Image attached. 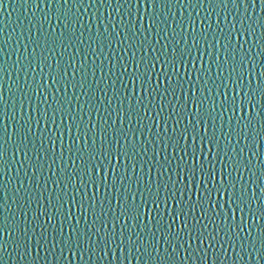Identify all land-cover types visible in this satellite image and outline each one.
<instances>
[{"label":"snow or ice","instance_id":"obj_1","mask_svg":"<svg viewBox=\"0 0 264 264\" xmlns=\"http://www.w3.org/2000/svg\"><path fill=\"white\" fill-rule=\"evenodd\" d=\"M32 2L36 8H40L39 0H32ZM52 2L57 4L55 20L65 31L71 29L66 37L67 45L63 41L61 42V47H64L65 51H67L68 47H72L76 41H79L84 34L83 31H80V37H76L78 29H76L75 25L80 24L83 27L79 15L80 9L83 8L87 11L88 8L94 5L111 6L113 2L116 4L115 11L117 12L121 8H126V12L121 13L119 22L123 25V31H116L117 26L114 23L110 24L111 32L108 31V27H105L104 32H100L97 29L96 40L98 41L100 54L103 55L104 41H107L109 49L113 47L111 40L113 36L116 37V44L121 46L120 50L122 52H127L129 49H143L145 45L153 52L157 51L155 45L147 36L140 40L136 39L138 33L142 34L143 31H146L142 24L138 27L132 18L133 5L135 4L138 14L140 0H89L87 4L85 0H52ZM184 2L185 0H145L146 4L154 8L163 6L169 9L173 3L183 6ZM205 3H207L210 10H206L207 16L202 19H208L215 13L217 17L216 28L220 36L218 37L214 31L212 40L217 44L221 38L224 40L223 60H221L219 55V49H217L215 58H213L211 52L208 53L210 62L206 66L202 63L200 68H195V58L191 61L188 60V57L192 56L193 49L200 50V39H203L208 44V48L215 47V44L208 41V29L212 28L211 23L200 34L199 39L193 33L192 43L189 45L185 41L184 47L181 48L179 47L180 40H177L176 37L180 36L181 40L184 39L182 22L178 25L181 32L178 33L173 28L171 38H169L166 34L167 19L161 20L159 17H149V28L156 29L155 35L157 39L155 44H160L161 40L166 41V43L162 45L160 55L148 56L143 54L137 59L136 51H132L128 59L134 68L133 71L129 70L127 63L120 64L123 72L116 76V81L120 82L121 89H115L116 81H113L110 87L115 89L114 98L118 100L121 110H123L125 101L128 102L129 107L125 115L121 116L119 120L121 125L127 120L128 127L127 129L124 127L117 128L113 123H109L108 118L102 117V123L99 125L100 142L98 146L97 133L93 131V128L97 126L88 127L84 123V116L74 113L72 99L77 101L80 111L83 112V105H80V96L76 93H73L71 98L67 96L69 86L72 88L80 87L81 90L85 88L88 79L87 68L81 64L79 71L83 75L80 81H76V69L73 70V78L68 79L67 67H61L59 60L56 62L58 73H62V75L53 76V83L62 85L65 96L57 99L53 95V100L58 107L49 105L48 107L52 109L51 116L48 115V109H44L41 119L45 121V127L47 128L49 120L53 125H56V115L60 113L61 123H63L64 117L67 115L75 124L77 135L75 137L70 136L72 146L68 148V151L71 153L72 164L76 165V167L66 175L57 176L56 179H52L49 176L44 180L43 191H38L39 198H45L44 192L48 191V181L51 180L56 185V189L49 192L46 199L48 205H51L54 210L51 213L47 207L39 210L40 200L37 199L38 210L33 213L31 221L28 220V211L31 207L32 189L25 187L24 180L17 177L19 187L12 190L14 192L12 203L17 206L24 217L23 220H17L16 213L12 211V205L8 203L9 190L7 185L0 186V192L3 193V195H0V232L6 233L8 237L5 240H0V264H7V261L3 258L4 254L9 258L18 257L21 264H24V262L26 264H38L41 248L44 249L47 255L53 256L58 262L65 256V253H68L71 256H79L83 264H88V260H92L93 256L97 255V252H101L105 256L115 255L113 251V248H115L121 253L126 250L129 255L134 256L138 260H144L147 257L144 264H148V261H151L152 264H186V261L190 258L199 259L202 264H207V257L210 251L217 259H219L220 253L226 254V244L232 248L233 252L236 251L237 245L239 246L240 252L236 253L239 259H245L242 254H246L248 259H255L257 264H264V227L261 228L259 237L255 239L252 237V226L247 229V236L242 235L246 230L244 227L245 209L255 217L252 202L264 198V184L258 185L261 196L257 197L256 192L250 189L249 181L245 180L243 176V171L246 170L249 173V180L255 185L258 180L264 178V169H262L261 175L257 176L252 170L251 158L244 157L245 148L251 150L247 141L250 139V133L254 132L255 129L251 119H248L241 126V121H244L245 117L237 116L238 111L241 113L245 111L246 105L255 107L253 103L255 90L251 89L250 80L248 82L249 91L244 90V66L246 61L251 62L252 60V47L245 51L244 44L248 43L247 40L243 43L237 41L234 44L233 42V35L255 34L257 21H252L249 9L251 8L255 12L256 0H196V4H193L192 0H187L188 6L191 7H196L197 5L203 7ZM73 4H78L76 12L71 11ZM3 5L4 0H0V8ZM229 5H231V8H229ZM260 6L261 10L264 11V0H260ZM49 7H51V4H49ZM232 9H235V13ZM241 9H243V12L240 11ZM97 10L99 9L97 8ZM145 10L147 11V8ZM221 10L224 12L222 18L225 21L224 27L220 26ZM229 16H232L231 21L228 20ZM109 18H111V13H109ZM188 19L190 23L195 24L191 16ZM258 20L264 21V17H259ZM46 22L50 24V18L47 13L44 14L43 20L38 22V31L42 35L44 34V23ZM259 27L264 28V22H260ZM28 32L29 44L34 46L33 59H38L41 65L46 64L48 55L45 54L44 49L48 53L53 52L55 49L47 47L49 43L47 38L42 47L38 38H32L30 28ZM162 33L165 34L162 35ZM64 35V32H62L61 37H64ZM122 36L123 39H121ZM73 37H76V39L74 40ZM262 37H264V34H262ZM89 39H92V37L90 36ZM16 43L19 46L20 41L17 40ZM7 44L8 41L0 44V54L4 56H8L6 51ZM169 45H171L170 52L168 51ZM24 47L25 51H27L28 45H24ZM88 47L91 49V53L85 52V59L89 54L96 55V50L92 49V45L89 44ZM36 49H41L39 57L36 56ZM237 52L240 53L239 60L236 58ZM258 55H264V44L260 46ZM72 59H75V57H72ZM119 59L123 61L125 58L121 56ZM32 62V60H28L27 67H31ZM189 62L192 63L197 73L195 81L191 79L185 81L183 75L177 70V64H180L185 67L184 75H187V64ZM103 63L101 61L100 65L94 66L92 71L94 78L96 67H99L102 73L100 79L96 81L97 87L103 82L104 76L107 75L104 72ZM19 64H21V58L18 56L12 62V66ZM109 64H112L111 60H109ZM158 64L162 67V71L159 73L155 72ZM213 64L216 70L215 76L211 75ZM6 65L7 61H0V72L7 74L8 68ZM49 67L51 66L49 65ZM68 67H72L71 63H69ZM114 67L115 65L112 64V67L108 69V72L113 75H115L112 71ZM142 67L143 70H141ZM261 67H264V64ZM225 71L228 72L226 77L224 76ZM41 72H43V67H41ZM124 74L128 76V81L132 85L131 89L121 79ZM25 76L27 77V71H25ZM261 76L264 77V73H261ZM161 77L168 82V86L164 88L163 92L160 91ZM174 78L175 84H173ZM217 80H219V84H217ZM200 82H202V93L207 91L211 94L213 89H216V92L215 94H202L200 96L193 93L192 102L196 105L195 113L187 110L186 103L178 111L177 106L167 99L169 95L178 99L177 89L182 93L185 83L195 86L196 83ZM209 82H211V87ZM230 85V90L234 93L231 97L228 94ZM89 87L91 86L89 85ZM221 88L225 89V91H219ZM138 89L140 92L146 93V96L137 95ZM237 89L243 92L242 96L236 92ZM258 90L261 97L264 98V84L259 85ZM20 91L22 94L20 101L21 119H24L23 103L27 100L31 104V97L23 89H20ZM100 91L107 96V91L104 88H100ZM84 94L89 95L88 93ZM220 96H223L222 101L218 99ZM147 97H152V99L145 103ZM133 100H135V105L132 103ZM157 100H159L158 104L156 103ZM166 100L167 105L171 107V111L168 112L167 116H164ZM96 101L97 103H103L99 98H96ZM206 102L209 105L208 108L204 107ZM84 103L89 106L90 112L95 111L97 115L100 114V109L97 107V103L93 102L91 96ZM107 103L111 106V99ZM8 107L9 105L4 100L2 91H0V119H15V103L11 105L13 109L11 116L8 115ZM218 107L223 110L219 112L221 118L225 112H231V116L228 119V131H223V123L220 126L221 136L224 139L223 145H221V137L216 134V116L213 115V113L217 112ZM155 108H159V111L155 112V116H151L150 112ZM262 108H264V105H262ZM111 115L112 112L109 111L108 117L110 118ZM145 117L149 118L153 125L156 124V117H160L164 122L163 135L160 132L152 133V127L144 125L143 128L147 129L149 135L154 136V138L145 137L144 140H139L137 134L139 133L140 137H144L145 133L143 129L132 126V119L135 118L137 125H140ZM77 120H79V123H77ZM169 120L173 122L170 133L168 129ZM185 120H187V123H185ZM233 120L236 121L235 125L232 123ZM209 121H212L211 134L208 133ZM88 124H91V119H89ZM37 125H39V120H37ZM199 125H204L203 135L199 132ZM261 127L264 129V124ZM68 131L71 134V127ZM129 133H131V136ZM89 134H91V143H89ZM15 135L18 139L12 141V137L8 134L7 124L0 128V172L6 170L15 161L17 153H22L25 161L28 162V167L32 169L31 176H29L27 171H25L24 175L30 182L36 180L35 188L40 190L41 185L37 174L39 173L40 177H43L44 162L49 159L48 152L55 153L56 140L57 138L62 140L63 133H57L55 138L52 135L47 137L48 143L52 146L51 149L45 148V139L43 137H41L39 148H37L35 141L30 139V136L33 135V129L32 117L29 114L27 119H24V123L20 124L16 129ZM233 136L236 137L235 143L232 140ZM81 137L84 138V147H77L75 152H73V146L76 145L77 140ZM189 138L192 141L190 145L188 144ZM197 139H199V147H197ZM251 139L254 140L255 137H251ZM241 140L246 142L244 146H240ZM29 145H31V148H29ZM149 146L152 147L153 155L144 159V156H147L149 151ZM61 147L63 148V145ZM205 147H207V151L210 154L215 150L214 159L206 162L199 158L203 154ZM157 148H159V151H157ZM169 148H171V156L168 155ZM33 150H35V160L29 155V152ZM10 151L11 159L8 158ZM221 152H223V158L219 160L221 169L217 173L215 158L220 157ZM141 153H143V156ZM180 153H183V155H180ZM161 155L162 160L157 159ZM253 155L256 154L253 153ZM62 157L63 151L61 152ZM186 157H190V162ZM77 161L80 163L77 164ZM55 163L56 160L52 159L51 164L48 165L49 170H51L52 164ZM173 163H175V169L171 167ZM20 167L22 169L25 168V163L20 162ZM105 167L111 170V188L116 194V202L119 205L118 212L112 206L108 176L97 175V170L102 171ZM145 168H147L146 173ZM154 168L159 177L155 183V188H153L152 179ZM181 171L185 174L184 179L189 181L199 180L204 185L203 192L197 189L195 201H193L191 194L188 195L187 201L183 199L188 184H184L183 188L178 187ZM173 172H175V179L173 178ZM217 175L219 179H217ZM165 176H167V180H164ZM133 177H135L134 189L132 187ZM209 184L211 187L208 186ZM89 185H99L104 189V197L98 201V205L96 202L89 203L87 206L85 204L84 197L87 196ZM69 187L73 188L75 192L81 193L79 201H77L76 195L68 192ZM21 191L25 193L24 196L20 195ZM178 193L181 199L177 201L176 208L169 214L171 222L165 223L163 217H161L155 221L153 226L155 230L150 229L143 221L145 210H158L161 202L167 209L169 200H176ZM224 195L227 196V200L222 205L220 198ZM65 197L71 201V204H78L81 218L85 219L86 227L84 229L77 227L80 223L77 219L76 224L69 223V231H65L64 225L72 217L71 205L65 212ZM137 197H139V202H137ZM92 200H96L95 192L92 194ZM21 201H24V203H21ZM181 203L185 206L181 207ZM25 204L28 205L27 208ZM225 205H227V210H225ZM259 211L260 218L264 219V206H259ZM237 212L241 214L240 223L238 224L236 223ZM157 214L159 215V213ZM89 215L93 218L90 224L87 221ZM9 216L12 217L11 220H9ZM41 217H46V219L42 220ZM178 217L182 218L183 227L175 230L174 225L177 224ZM109 218L112 221L111 230L108 227ZM189 218L192 221L191 224ZM149 219H153L150 212ZM53 221H58L59 226ZM97 221L100 222L101 227H96ZM117 225H119V232L116 230ZM49 229H51V234ZM221 233L224 235L221 236ZM49 235H51V239H49ZM257 240L259 241V247L257 246ZM193 241L198 242L195 247H193ZM206 241L207 245L205 246ZM217 245H219V248H217ZM181 249H183L185 255L180 261H177L176 256L179 255ZM33 252H35V256L32 255ZM85 255H87L88 260H85ZM100 258L103 259V257ZM45 260H47V256H45Z\"/></svg>","mask_w":264,"mask_h":264},{"label":"water","instance_id":"obj_2","mask_svg":"<svg viewBox=\"0 0 264 264\" xmlns=\"http://www.w3.org/2000/svg\"><path fill=\"white\" fill-rule=\"evenodd\" d=\"M40 2V8H36L32 2V0H4V5L2 8H0V44H3L4 41H8V44L6 45V51L8 52V56H4L3 54H0V61H7L6 67L8 68L7 74L0 72V91H2L4 100L7 101L9 107H8V115L11 116L13 109L11 105L15 103V119H7L3 118L0 119V128L3 127L4 124H7L8 126V134L12 137V141H16L18 137L15 135L16 129L19 127L20 124L24 123V119H27L28 115L31 114L32 117V129H33V135L30 136L31 140H34L36 143L37 148H39L40 139L43 137L45 139V148L51 149V144L48 143L47 137L49 135H52L54 138L57 136V133H63V139L57 138L56 140V148L55 153L53 154L51 151L48 152L49 159H47L44 162V168H43V177H40V174H37V177L39 179V183L41 185V189L37 190L35 188L36 180H32L31 182L27 177H25L24 173L25 171L28 172L29 176H31L32 169L28 167V162L25 161V158L22 153H17L15 157V161L3 172H0V186L7 185L8 188V196L9 200L8 203L12 205V211L16 213V219L17 220H23L24 217L21 215L20 210L17 208L15 204L12 203V197L14 195V192L12 191L16 187H19V181L17 177L24 180L25 187H30L32 189V200H31V207L28 211V220H32L33 213L38 210V205L36 203L37 199L40 200L39 203V210H43L44 207H47L49 209V212L51 213L54 209L51 205H48L47 203V196L49 192H52L54 189H56V185L52 183L51 180L48 181V191L44 192L43 199L39 198L38 191H43V185L44 180L51 176L52 179H56L57 176L60 175H66L68 172H71L76 165L72 164V161L70 159L71 153H69L68 148L72 146V139L71 137H75L77 135L75 124L71 121V119L66 115L64 117L63 123H61L60 119V113H57L56 115V125H53L51 121L49 120L47 128L45 127V121L41 119L42 113L44 109H48V115L51 116L52 109L49 108V105H53V107H58V105L53 100V95L57 97V99L63 98L65 96V92L62 90V85L59 83H53V76L62 75V73H58L57 69V61L59 60L61 62V67H67L68 72V79L73 78V70L75 71V80L80 81L82 78L83 73L79 71L81 68V64L85 65L87 68V84L85 85V88L81 90L80 87L72 88L71 86L68 87L67 90V96L72 97L73 93H76L80 96V105H83V112L80 111V107L77 105V101L75 99H72V106L74 113L77 115H83L84 116V123L88 127H92L93 125H96L97 127L93 128V131L97 133V146L99 145V125L102 123V117L108 118L109 123H113L115 127H124L127 129L128 127V121L125 120L124 124L121 125L119 120L121 116L125 115V112L127 111L129 105L128 102L125 101L123 110L120 109V105L118 103V100L114 98V92L115 89H121V84L119 81H116V76H119L123 69L120 67L121 63H127L129 65V70L133 71L134 68L131 65L129 61V57L131 55L132 51H136L137 59L143 54H147L148 56H155L160 55V51L162 50V45L166 43V41L161 40L160 44H155V41L157 39L155 35L156 29L149 28L150 20L149 17H159V19H167V35L169 38H171L172 29L175 28L176 31L179 33L181 32V29L178 27V25L182 22L183 23V36L184 39L181 40L180 36H177L176 39L180 40L179 47L183 48L185 41L190 45L192 43V34L195 33L197 35V38H200V34L205 31L207 28V25L209 23L212 24V28L208 29V41L215 44L214 48H208V44L205 43L203 39H200V50L197 51L196 49L192 50V56L188 57V60L191 61L193 58H195V68H200L202 63L206 66L209 61V55L208 53L211 52L213 58H215V55L217 54V49H219V55L221 57V60L224 58V51H223V44L224 40L221 38L220 42L217 44L215 41L212 40V33L215 31L217 36L219 37V31L216 28V21L217 17L215 13L208 18V19H202L203 17L207 16L208 9L207 3L203 5V7L197 5L196 7L188 6L187 0H185L183 6L180 4L173 3L169 8H164L163 6L158 7H152L149 4L145 3V0H140V10L137 14L135 4L132 8L133 13V22L137 23V26L139 27L141 24L143 25L144 29L146 31H143L142 34L138 33L136 39L140 40L143 39L144 36H147L150 41L155 45L157 51L153 52L147 45L144 46L143 49H129L127 52H122L121 46L116 44V37H112V44L113 47L109 49L107 47V41H104V50L103 55L100 54L98 41L96 40L97 36V29H99L100 32H104L105 27H108V31L111 32L112 28L110 24L114 23L116 24V31H123V25L120 24V15L121 13L126 12V8H121L119 12L115 11L116 4L113 2L111 6H99L94 5L91 8H88L87 11H85L83 8L80 9L79 15L81 17L82 25L80 24L75 25L76 29L78 31L76 32V37H80V31H83V36L80 37L79 41H76V43L72 47H68L67 51H65L64 47H61V42L65 45H67L68 41L66 37L68 36L71 29L68 31H65V29L55 20V13L57 10V4L52 2V0H39ZM89 0H85V3L87 4ZM193 4H196V0H192ZM49 4H51V7H49ZM78 4H73L71 6V11L76 12L77 11ZM97 8L99 10H97ZM147 8V11L145 10ZM229 8H231V5H229ZM219 10V9H218ZM232 11L235 13V9H232ZM243 12V9L240 10ZM47 13L50 18V24L44 23V34L42 35L39 31V21L43 20L44 14ZM109 13H111V18H109ZM249 13L252 15V21H257L256 24V32L254 35H243V36H237L233 35V42L234 44L239 41L240 43H243L245 40L248 41V43L244 44V50L247 51L249 47H252V60L251 62L246 61L244 66V84H245V91H249L248 89V82L251 81V89L255 90V94L253 97V103L255 104V107L253 108L252 105H246L245 111L243 113L237 112V116H244L245 120L241 121V126L243 123H245L248 119H251L252 125L254 126L255 131L250 133V139L247 141V143L250 145L251 150L249 148H245L244 151V157L245 158H251L252 160V170L256 173L257 176L261 175L262 169H264V129H262L261 125L264 124V108H262V105H264V98L261 97L258 86L261 84H264V77L261 76V73H264V67H261L262 64H264V55H258L260 52V46L264 44V37H262V34H264V28L259 27L260 22L259 17H264V11L261 10L260 6V0H256L255 4V12L252 11V9H249ZM163 14V15H162ZM189 16L192 17V19L195 21V24H192L189 22ZM221 21L220 26L224 27L225 21L222 19L224 16V12L220 11ZM127 19V17H125ZM228 20H232V16L228 17ZM251 22V21H250ZM163 27V25H161ZM239 27V25H237ZM31 29V36L33 39H39L42 47L44 46V41L47 38L49 40V43L47 47H53L55 50L51 53H48L46 49L45 54L48 55V60L46 64L41 65L38 59H33L32 52H33V45L29 44L28 36L29 32L28 29ZM64 32V37H61V33ZM165 33H162L164 35ZM92 37V39H89V37ZM76 37H73L75 40ZM123 39V36L121 37ZM19 40L20 44L17 45L16 41ZM82 41V42H80ZM54 42V43H53ZM92 45V49L96 50V55L89 54L87 58L85 59L84 53L88 52L91 53V49H89L88 45ZM24 45H28L27 51H25ZM126 47V45H125ZM168 51H171V45H169ZM41 52V49H36V56L39 57ZM62 54V55H61ZM21 58V64L12 66V62L17 59V57ZM123 56L125 59L121 61L119 57ZM72 57H75V59H72ZM202 57V59H201ZM237 60L240 58V53L237 52L236 54ZM28 60H32L31 67H27ZM109 60L112 61V64L115 65V67L112 69V73L108 72V69L112 67V64H109ZM101 61H103V67L104 72L107 73V75L104 76L103 82L99 84V87H97L96 81L100 79L102 73L99 69V67L95 68V78L92 75V71L94 66L100 65ZM69 63H71L72 67H68ZM49 65L51 67H49ZM41 67H43V72H41ZM212 73L211 75L215 76V65H212ZM143 70V67L141 68ZM177 70L178 72L183 75L184 80L188 81L189 79L195 81L196 79V71L193 68L192 63L187 64V75H184L186 69L184 66L177 64ZM25 71H27V77L25 76ZM162 71L161 65H157V68L155 69V72L159 73ZM170 71V69H168ZM228 75V72H224V76L226 77ZM121 79L125 84H127L128 88L131 89L132 85L128 81L127 74H124ZM113 81H116L115 83V89L110 87V85L113 83ZM217 84H219V80L216 81ZM173 84H175V78L173 79ZM89 85L91 87H89ZM168 86L167 80H165L163 77H161V88L160 91L163 92L164 88ZM209 86L211 87V82H209ZM202 82L196 83L195 86L189 83H185L184 85V91L181 93L179 89H177V97L173 98L170 95L168 96V100L172 101V104L177 106V110L179 111L180 108L186 103L187 104V110L190 112L195 113L196 112V105L192 102V96L193 93L195 95H211L215 94L216 89H213V93H208L207 91L201 92ZM100 88H104L107 91V96L104 95L100 91ZM11 89V91H9ZM20 89H23L24 92H27L28 95L31 97V104L27 100L23 103V117L24 119H21V107H20V101L22 99V94ZM231 85L229 86L228 94L229 97H231L234 93L231 92ZM219 91H225V89L221 88ZM236 92L239 95H243V92L240 89H237ZM84 93H88L89 95H85ZM15 94V95H13ZM250 94H252L250 92ZM137 95L146 96V93L140 92L139 89L137 90ZM89 96L93 98V102L97 103L96 98H99V100L103 101V103H97V107L100 109V114L97 115L95 111H91L89 109V106L85 104L84 102L89 99ZM45 98H47L45 100ZM111 99L112 103L111 106L108 105L107 101ZM152 99V97H147L145 99V103H148V100ZM219 100H223V96L218 97ZM133 105H135V100L132 101ZM156 103H159V100L156 101ZM165 112L164 116H167L168 112L171 111V107L167 105V100L165 101ZM138 107V106H137ZM205 108H208L209 105L206 102L204 105ZM107 109V111H106ZM111 111L112 115L109 118L108 112ZM159 111V108H155L153 111L150 112L151 116H155V112ZM223 111L219 107L217 108V112L213 113L214 116H216L215 120V126H216V134L217 136L221 137V145L224 143V139L221 136L220 132V126L221 123H223L224 128L223 131H228V119L231 116V112H225L223 117L221 118L219 116V112ZM90 112V116H89ZM89 119H91V124H88ZM37 120H39V125H37ZM19 122V123H18ZM77 123H79V120H77ZM185 123H187V120H185ZM233 125L236 124V121H232ZM144 125H149L152 127V133L160 132L161 135H163V128H164V122L160 117H156V124L153 125L152 121L145 117V119L140 123V125H137L136 119H132V126L138 127L140 129L144 130L145 136L140 137L139 133L138 138L139 140H144L145 137H148L149 139L154 138V136H150L147 132V129H144ZM173 126V122L171 120L168 121V129L169 133L171 132V128ZM71 127L72 131L71 134L69 133L68 129ZM199 132L201 135L204 134V125H199ZM111 131V130H110ZM212 132V121H209L208 123V133L211 134ZM131 136V133H129ZM251 137H255V139H251ZM233 143L236 141V137H232ZM191 139L189 138L188 144H191ZM11 143V142H10ZM89 143H91V134H89ZM183 143V141H182ZM246 142L244 140L240 141V146H244ZM63 145V148L61 147ZM83 148L84 147V138H80L77 140L76 145L73 146V152H75V148ZM197 147H199V139H197ZM29 148H31V145H29ZM63 151V157L61 158V152ZM157 151H159V148H157ZM191 151V149H189ZM214 153L210 154L207 151V147H205V150L203 154L200 155V160L207 161L214 159ZM255 153L256 155H253ZM43 154V153H41ZM171 148L168 149V155L171 156ZM29 155L32 157L33 160H35V150L30 151ZM143 156V153H141ZM153 155L152 147L149 146V151L147 153V156H144V159H147L148 157H151ZM180 155H183V153H180ZM9 159H11V151L9 152ZM87 158V157H85ZM220 158H223V152L220 153V157L215 158L216 160V168L217 173H219L221 169V163L219 162ZM55 159L56 163L52 164L51 170H49L48 165L51 164V160ZM157 159L162 160V155L158 156ZM187 160L190 162V157H186ZM20 162L25 163V168L20 167ZM80 162L77 161V164ZM115 163V161H114ZM173 169H175V163L171 165ZM131 171V170H130ZM147 172V168H145V173ZM98 176H108V185H109V192H110V198L112 200V206L115 211L118 212L119 205L117 204V198L115 191L111 188L112 184V174L111 170L107 167H105L102 171L97 170ZM184 172H180V184L178 187L183 188L184 184H188L187 191L185 192V195L183 197L184 201H187L188 195H192L193 201L196 200V192L197 189H199L201 192H203L204 185L199 180L197 181H189L187 179H184ZM243 176L245 180L249 181V187L251 190L255 191L257 194V197L261 196L260 188L258 185L264 184V178H261L257 181V184H252L251 180H249V173L244 170ZM173 178L175 179V172H173ZM152 179H153V188H155V183L159 179L158 173L156 169L154 168L152 171ZM217 179H219V176L217 175ZM255 179V178H253ZM164 180H167V176L164 177ZM11 181V183H9ZM135 177H133V189L135 188ZM78 183V182H77ZM118 183V182H117ZM211 187V185H208ZM99 189V190H97ZM68 192L70 194L76 195L77 201L81 199V193L75 192V190L71 187L68 188ZM95 192L96 200H92V194ZM54 194V193H53ZM0 195H3L2 192H0ZM21 196H24L25 193L21 191ZM206 195V193H205ZM104 197V189L97 186L89 185L87 189V196L84 197L85 204L96 202L98 205V201ZM180 195L179 193L176 196V200H169V207L165 209L164 204L161 202L160 208L158 210H145L143 221L145 224L148 225L150 229H154L155 221L157 219H160L163 217V220L165 223H170L169 220V214L172 212L173 209L176 208L177 201H179ZM227 200V196L224 195L220 198V203L223 205L224 202ZM65 212L67 211V208L69 205H71L72 208V217L69 219L68 222L65 223V231H69L68 224H76V220L78 219L80 223L77 225L78 228L84 229L86 227L85 219L81 218L80 215V209L78 207V204H71V201L68 200L67 197H65ZM137 202H139V197H137ZM21 203H24V201H21ZM55 203V201H53ZM181 207H184L185 205L183 203L180 204ZM259 206H264V198L257 199L252 202V207L255 211V217L252 216L251 213H248L247 209H245L244 214V227L245 232L242 233V235L247 236V229L249 226L251 227L252 231V237L253 239L259 237L261 228L264 227V219L260 218V211ZM25 207L27 208L28 205L25 204ZM98 210V209H97ZM225 210H227V205H225ZM149 212L151 214V217L153 219H149ZM159 213V215L157 214ZM7 215V213H5ZM240 213H236V223H240ZM12 217L9 216V220H11ZM42 220L46 219V217H41ZM60 219V218H58ZM92 216L89 215L87 217V221L90 224L92 220ZM182 218L178 217L177 224L174 225L175 230H179V228L183 227V224L181 223ZM190 224L192 223L191 219L189 218ZM206 222V221H205ZM53 223H57L58 221H53ZM96 227H101L100 222L97 221ZM108 227L111 230L112 228V221L109 218ZM117 232H119V225L116 226ZM139 231V229H137ZM49 233L51 234V229H49ZM224 234L221 233V236ZM7 234L0 232V240L7 239ZM49 239H51V235H49ZM198 242L193 241V247L196 246ZM207 245V241L205 242V246ZM33 242V247H34ZM257 246L259 247V241L257 240ZM217 248H219V245H217ZM226 254L220 253L219 259L213 253L210 251L209 255L207 257V264H257V261L255 259H248L246 254H242L245 256V259L241 260L238 258L236 253L240 252L239 246L237 245L236 251L233 252L232 248L225 245ZM11 251V249H9ZM115 255H108L105 256L101 252H97V255L93 256L92 260H88L87 255H85V260H88V264H144L145 260H147V257L144 258V260H138L134 258V256L129 255L128 252L125 250L123 253L113 248ZM33 256H35V252L32 253ZM58 255V251H57ZM185 255L183 249L180 250L179 255L176 256V260L180 261L182 257ZM45 256H47V260H45ZM100 257H103L101 259ZM118 257V258H117ZM127 257V259H125ZM3 258L7 261V264H21L19 262L18 257L13 256L12 258H9L6 254H4ZM26 264V262H24ZM38 264H83V262L80 260L79 256H71L68 253H65V256L58 262L53 256L47 255V253L44 251L43 248L40 249V258L38 261ZM148 264H152L151 261H148ZM186 264H202V261L195 258H190L186 261Z\"/></svg>","mask_w":264,"mask_h":264}]
</instances>
